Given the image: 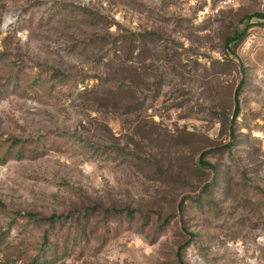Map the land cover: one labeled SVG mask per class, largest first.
<instances>
[{
  "label": "rangeland",
  "instance_id": "rangeland-1",
  "mask_svg": "<svg viewBox=\"0 0 264 264\" xmlns=\"http://www.w3.org/2000/svg\"><path fill=\"white\" fill-rule=\"evenodd\" d=\"M237 1L0 0V264H264V1Z\"/></svg>",
  "mask_w": 264,
  "mask_h": 264
},
{
  "label": "trees",
  "instance_id": "trees-1",
  "mask_svg": "<svg viewBox=\"0 0 264 264\" xmlns=\"http://www.w3.org/2000/svg\"><path fill=\"white\" fill-rule=\"evenodd\" d=\"M222 11H224V10H222ZM252 18L253 19L254 18H258L259 20L262 21V20H264V14H257V15H254ZM252 25H254V26H250V28L248 29V31L251 28L256 27L257 26V23L256 24H253L252 23ZM247 36H248L247 33H246V35H245V33L236 34V36H234L233 38H231V39H229L227 41V48L229 50H235V48L238 49V48L242 47V45L245 42ZM253 50H255V48ZM253 50H250L248 52L252 53ZM104 89H105L104 86H101V84H99V85H97V86H95L93 88V90H92L93 92L92 93L101 94V93H104L105 92ZM241 90H242V88L241 87H238L237 90H236V92H235V97H234V99H235V110H234L233 118H232V128H231L232 131H234V124L236 123L237 118L239 117L240 112H241V107H240V104H241V101H240ZM202 163H203V161H202ZM206 166L211 167V165L208 164V163L206 164ZM50 251L51 250L48 247L47 249H44L43 250V252H42L41 255H44L45 253H48ZM32 264H53V261L50 260L49 258H47L46 256H39L38 258H36L35 260L32 261Z\"/></svg>",
  "mask_w": 264,
  "mask_h": 264
},
{
  "label": "built area",
  "instance_id": "built-area-1",
  "mask_svg": "<svg viewBox=\"0 0 264 264\" xmlns=\"http://www.w3.org/2000/svg\"><path fill=\"white\" fill-rule=\"evenodd\" d=\"M264 1V0H261ZM238 7V1L237 0H218L217 5H215L212 10L213 13L218 14L222 10L230 9V8H236ZM248 36L245 40V42L242 45V48L245 51H250L255 48L256 42H257V30L255 27L251 28L248 32Z\"/></svg>",
  "mask_w": 264,
  "mask_h": 264
},
{
  "label": "crops",
  "instance_id": "crops-1",
  "mask_svg": "<svg viewBox=\"0 0 264 264\" xmlns=\"http://www.w3.org/2000/svg\"><path fill=\"white\" fill-rule=\"evenodd\" d=\"M258 22L261 23V22H264V20H262V21L259 20ZM255 23H256V22H255ZM256 28H257V30L259 29V27H257V26H256ZM254 52H255V51H254ZM253 56H254V57H258V58H260V60H261V58H263V56H264V53H263L262 51H259V50H258V51H256L255 53H253Z\"/></svg>",
  "mask_w": 264,
  "mask_h": 264
}]
</instances>
